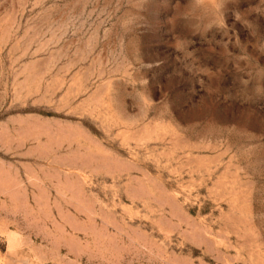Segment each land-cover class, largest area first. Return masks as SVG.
I'll use <instances>...</instances> for the list:
<instances>
[{
	"label": "rangeland",
	"instance_id": "obj_1",
	"mask_svg": "<svg viewBox=\"0 0 264 264\" xmlns=\"http://www.w3.org/2000/svg\"><path fill=\"white\" fill-rule=\"evenodd\" d=\"M0 264H264V0H0Z\"/></svg>",
	"mask_w": 264,
	"mask_h": 264
}]
</instances>
